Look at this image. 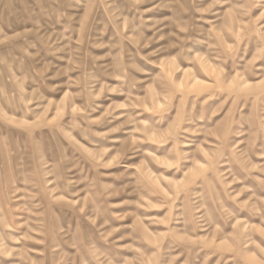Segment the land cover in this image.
<instances>
[{"label": "rangeland", "instance_id": "rangeland-1", "mask_svg": "<svg viewBox=\"0 0 264 264\" xmlns=\"http://www.w3.org/2000/svg\"><path fill=\"white\" fill-rule=\"evenodd\" d=\"M0 264H264V0H0Z\"/></svg>", "mask_w": 264, "mask_h": 264}]
</instances>
